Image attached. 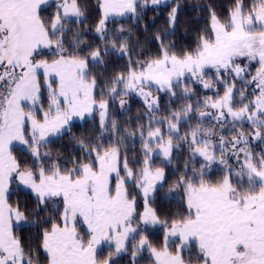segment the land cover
<instances>
[{"label":"snow or ice","instance_id":"snow-or-ice-1","mask_svg":"<svg viewBox=\"0 0 264 264\" xmlns=\"http://www.w3.org/2000/svg\"><path fill=\"white\" fill-rule=\"evenodd\" d=\"M149 2L158 6L166 0H101L98 7L102 17L96 32L105 39L106 46L89 52L93 64L100 63L101 57L110 51L121 55L129 51L126 43L118 49L115 40L111 41V47L107 46L109 17L128 13L136 17L138 8H146ZM48 3L49 0H0V264H38L33 249L26 248L24 240L16 234L22 225H38L29 222L28 216L33 213L22 209L19 201L15 206L9 202L13 183L17 190L22 188L34 195L36 215L50 207L56 210L55 218L44 220L48 227L41 230L39 240L46 264H114L112 252L107 258L98 255L102 252L101 245L114 244V252L119 254L125 251L129 236L137 232L132 226L134 217L145 225L160 223L148 201L156 185L165 180V170L153 168L151 161L156 154L171 163L174 147H180L174 145L173 134L185 142L192 159L199 156L204 161L198 169L186 165L185 174L177 180V186L186 195L188 215L166 224L168 231L162 250L158 251L147 237L141 236L134 252L147 246L155 258L154 264H192L193 259L199 264H264V152L254 156L243 131L231 141L220 136L219 162L225 165L226 174L215 182L206 180L216 161V144L207 139L214 133L197 126L179 135L180 122L199 105L188 104L179 111H170L171 119L157 120L153 111H159V100L144 90L154 83L158 91L170 97H176L179 88L181 95L188 98L190 90L186 86L181 88L182 78L194 77L208 89L213 85L203 76L206 69H213L218 82L224 85V95L215 101L205 100L204 107L217 111L215 115L199 112V118L212 117L222 127L247 120L252 126L251 136L264 141V0H250L247 4L245 0H235L227 23L210 13L209 35L201 36L197 48L177 55L161 41L159 57L143 63L129 58L127 74H118L112 80L113 85H120L124 91L110 87V99L138 92L147 104L149 124L146 138L144 131H140L144 158L138 172L129 167L126 156L121 165L120 147H105L95 140L89 144L80 141L85 159L71 161L72 168L62 169L59 163H52L45 169L41 163L42 157H49V153H41L40 149L47 147L50 136L62 135L69 130L73 118L83 120L94 110L99 111L103 127L109 106L103 97L97 101L96 78L89 59L64 46L71 32L67 25L73 17L82 22L79 18L84 16L78 0H62L45 19L42 11H46ZM177 11L178 7H173L169 13L172 26ZM81 42L77 33L70 46L78 48ZM45 50L56 58L46 59ZM241 58H246L248 64L253 61L259 64L250 79L242 75L247 69L238 62ZM133 63L138 68H133ZM224 76L230 81L239 77L252 86L251 96L245 95L247 89L236 90L241 99L238 109L232 103L235 84L225 82ZM42 99L48 101L47 110ZM120 104L123 106L125 101ZM153 123L167 125V138L160 127L153 130ZM111 127L116 129L115 121H111ZM128 135L131 137L133 133ZM14 142L25 146L34 167L23 166L13 155ZM229 153L237 161L235 168L223 158ZM129 181L142 194V214L136 213V199L127 187ZM80 227H84L85 234L78 230ZM171 237H178L172 241L176 244L175 251L168 248ZM194 248L196 252L186 261L183 253Z\"/></svg>","mask_w":264,"mask_h":264},{"label":"trees","instance_id":"trees-1","mask_svg":"<svg viewBox=\"0 0 264 264\" xmlns=\"http://www.w3.org/2000/svg\"><path fill=\"white\" fill-rule=\"evenodd\" d=\"M250 0H245L249 3ZM101 0H78V4L84 16L79 18L82 22H77V18L73 17L72 21L67 25L71 28V32L66 37L65 48L69 51L76 52L84 57H90L89 52L99 48L103 50L106 46L105 39H102L95 34L102 17L101 9L98 5ZM235 6V0H170L168 3L158 8L146 7L138 8V15L136 17L127 16L121 19H113L109 22L107 33V46L111 47V41L115 40L117 48L120 45L127 44L128 52L120 54L117 52H109L106 56L101 57V62L93 64L91 61L89 67L91 73L96 78L97 89L95 95L97 99L103 97L102 92L106 91L114 85L112 80L118 74H127L129 58L131 61L139 60L141 63L157 58L160 55L161 41L164 46L169 48V51L175 52L177 55L186 51H192L198 46L201 36L209 35L211 26V15L214 12L221 22L227 23L230 11ZM46 7V11H42V16L47 19L56 10V3H50ZM173 7H178L177 20L175 25L169 24V13ZM123 29V31H120ZM77 33L82 41L78 45V50L70 46V42H74ZM160 40H157V37ZM122 37L123 39H117ZM133 68H138L136 63L132 64ZM155 96L159 100L158 115L160 118L171 119L170 111H179L182 107L186 106L187 101L185 97L177 91L176 97H170L166 93L158 90H153ZM235 102L234 108L238 109L241 104V99L236 95L233 99ZM245 103L247 101H244ZM198 108L195 112L180 122L179 129L183 133L190 132L197 126L207 124V117L202 120L199 118ZM147 106L138 100L132 101L129 108L121 110L113 102L109 105L105 125L102 127L100 124L99 115L95 114L82 122H73L68 131L63 132L62 135L57 136L55 139L49 141L47 147L41 148V153H49V157L41 159L45 169H48L52 163H59L61 168H72L74 165L71 163L73 160H83L84 152L81 150L79 143L83 141L84 144H89L91 141H98L105 145V147L118 146L121 151V163L123 157L126 156L129 161V167L133 170L139 171L143 166V143L140 136V131L143 130L145 138L147 134V125L149 124ZM111 121H115L116 129L111 127ZM228 130L216 132L217 135L223 136L225 140H230L233 136L237 135L240 130L235 126L243 128H251L249 124L237 125L231 122ZM142 126H145L142 128ZM153 130L155 127L165 128L164 124H152ZM221 126H218L220 129ZM133 133L130 137L128 134ZM247 138H251V131L246 129ZM119 138V139H117ZM264 141L261 146L264 148ZM177 153L171 163L166 166L167 171L165 180L161 187L156 190V194L150 200L151 208L155 209L159 221L169 224L173 220L180 219L182 216H187L188 211L184 201L178 197H163L172 188H179L177 180L186 172V165L191 168H200L202 160L199 156L192 159L187 150L183 153ZM260 150V148H259ZM13 155L21 161L23 166L34 167V161L31 155L23 148L13 147ZM135 161V163H133ZM229 164L233 161L229 159ZM156 163L152 164V167ZM170 168V169H169ZM225 171L221 167L213 166L209 173L205 176L206 180L218 181L222 179ZM235 183V178L233 179ZM131 189L130 195L139 196L138 189L133 184L129 186ZM19 201L21 208H27L33 214L28 216L29 222H35L36 227L24 225L16 229V234L20 236L25 246L31 247L34 254L38 258V264H46L45 254L39 249V240L41 238V230L48 227L44 223L46 218H55L56 214L50 207L47 211L40 212L36 215L34 210L37 208L34 195L23 190H17V186L12 187L9 202L15 206ZM137 207L142 211L144 205L138 200ZM150 245L156 249L163 248L164 233L156 231L155 233L147 234ZM132 244L127 247L126 255L124 256V264L132 262L130 259V252ZM152 260L145 261L142 264H150Z\"/></svg>","mask_w":264,"mask_h":264},{"label":"rangeland","instance_id":"rangeland-1","mask_svg":"<svg viewBox=\"0 0 264 264\" xmlns=\"http://www.w3.org/2000/svg\"><path fill=\"white\" fill-rule=\"evenodd\" d=\"M169 1L170 0H166L165 3H162V4L158 5V6H153L149 2V5L147 7L158 8V7H161L162 5L168 3ZM60 2H62V0H49L48 4L56 3V6H57V4L60 3ZM143 9H145V8H143ZM101 12H102V10H101ZM127 16H133V15L131 13H128V14H126L124 16L109 17V19L106 21L107 33H109L108 27H109V22L111 20H113V19H121V18H125ZM93 34H95L96 36L101 38V36L99 34H97L96 30H94ZM75 50H78V49L75 48ZM44 57L46 59H49V60L56 58L54 55H51L48 52V50H45ZM87 58L89 59V61H91L90 57H87ZM238 62L241 64L242 67H246L247 71H246L245 74H242V75H246L248 79H250L251 75H254L255 72H256V69L259 68V64L257 62L253 61L251 64H248V61H247L246 58H241ZM223 78H224L225 82L234 83L235 84L233 99H234V97L236 95L239 96V93L236 90H239V89H242V88L243 89H247V91L245 92L246 96H251L253 89H252V86L250 84L243 83L239 77L235 78L234 81H230L227 76H224ZM203 79L206 80V81H209L213 85V87L205 89L203 87V84L201 82L197 81L194 77L193 78H189L188 76H185V77L182 78L183 83L181 85V88L186 86L190 90L189 97L185 98V100L187 101L186 105L192 104L193 107H196L197 105H199L198 108H201L200 112H211V113H213V115H215L217 110L204 107V102H205V100H208V99H210L212 101H215L219 97H222L224 95L225 88H224V85L222 83L218 82L217 77H216L215 72H214L213 69H210V68L206 69L205 70V74L203 76ZM114 86L117 87L118 90L121 93H123L124 89L120 85H114ZM157 88H158V86H156L153 83V85L151 87H146L144 90L146 92H151L152 96L156 97L155 96V92L153 90L154 89L157 90ZM179 92L181 93L180 89H179ZM44 95L46 96L47 93L45 92ZM102 95H103L104 99L108 100V104L109 105L113 102L121 110L129 108V106L131 105L132 101H134V100L141 101L147 106L144 97L139 95L138 92H133L131 95H120V96H117L115 99H110L109 96H108V89H107L106 91L102 92ZM121 100L125 101V104L123 106H121V104H120ZM97 101H99V99H97ZM41 103L44 105V110H47L48 101L46 99H42ZM232 103H233V106H234L235 102L232 101ZM108 108H109V106H108ZM95 114L99 115V117H100V113H99L98 110H94L91 116H93ZM91 116H87L86 115L83 120H81L80 118H73L71 123H73V122H82L85 119L90 118ZM153 116L157 120H164V118H160L159 117L158 111H153ZM38 118H40V114L39 113H38ZM207 118H208L207 124H204L203 126H200V128L203 129L206 132L207 131H211V132L214 133V135H211V136L207 137V139L211 140L214 144H216V161L214 163H212L211 167L217 166V167L223 168V170H224L225 165H223V164H221L219 162L220 159H221V155H220V152H219V144L217 143V141H218V138L220 137V135H217L216 132L220 133L219 131L228 130L229 125L226 123L222 127L219 123L215 122L212 119V117H207ZM185 119H183V120H185ZM229 120H231V118H229ZM235 124H237V125L249 124L251 126L250 122H248L247 120L243 121L242 123L241 122H237ZM164 125H165V128H161V131L165 135V138H167L168 128H167L166 124H164ZM218 126H221L220 129L218 128ZM235 128H237V130H240V131H243V132H246V129L249 130V131L252 130V126H251V128H248V127H246V128L242 127L241 128V127L235 126ZM184 134L185 133L181 132L180 129H179V135L182 136ZM175 136H176V134H173V137H174L173 138V143H174V145H176V144L180 145V147L178 149H181V150L178 151V153H183L182 152L183 150H187L190 153V151L187 148L185 142L182 141V140H177L175 138ZM56 137L57 136H50L48 139H49V141H51V140L55 139ZM231 140L232 139L225 140V141H231ZM248 140H249V145H248L249 150L253 153L254 156H259L262 152H264V148L260 147L262 141L255 140L252 136ZM13 147H19V148L25 149V146L20 144L19 142H14L12 148ZM259 148H260V150H259ZM178 149L174 147L173 152H172V159L177 154L175 152V150H178ZM200 158H201L202 163H203L204 162L203 161V157H200ZM223 158L225 160H227L229 166H231L233 168H235L237 166V161L235 159L230 158V153L226 154ZM229 159L231 161H233V164H229ZM242 159H243V154H241V160ZM151 163L152 164L156 163V165H154L153 168L163 167L164 170H165V174H166V171H167L166 166H168L170 164V163H166L162 156H159V155H156V154H153ZM121 165H122V163H121ZM134 172H138V171L134 170ZM123 174H124L123 171H121V175H123ZM234 178L235 177L233 176L232 179H234ZM114 183H115V177H113V184ZM163 183H164V181L161 182V183H158L156 185V190L159 187H161L163 185ZM131 184H133L131 181H129L127 183V187H128L129 193L131 192V189L129 188V186ZM13 185L17 186L16 183H13L11 185V187H10V190H9L10 193L12 191ZM27 192H29V191H27ZM137 192H138L139 196L138 197L137 196H133L136 199V213L137 214H142L144 212V209L141 211L137 207V204H138V200L141 199V201H142V203L144 205V200H143L142 194H141L139 189H138ZM155 194H156V191L150 194V199L148 201L149 206H150L149 202H150V200H152L154 198ZM172 196L181 198L184 201L185 206H186V195L184 193L183 188H181V187H179L177 189L176 188H172L167 193H165L163 197L168 198V197H172ZM52 209H53L54 213L56 214V210H54V208H52ZM22 226H24V225H22ZM132 226L137 229V232L131 234L129 236V239L125 242V251H122L121 253L116 254L114 252V244L109 246L107 243H105V244L101 245L102 252H98V255L101 258H107L108 253L112 252L113 255H112L111 259L114 262V264H124V256L126 255L127 247L132 244V248H131L132 252H130V259L132 260V262L129 263V264H142V263H144L145 261H148V260H152V262L150 264H154L155 258H154V256L151 255V253L148 250L147 246L144 249H142L141 251H139V252H134V246L138 244L139 238L141 236L147 237L148 233H155L156 231L164 233V242H165V235H166V233L168 231V228L166 227V224L162 223L160 221V223H157L155 225H152V224L145 225L141 221H137L135 219V217H134V222H133ZM78 230L82 234H85L84 227H80ZM147 240H148V237H147ZM173 240H178V237H171L169 239V243H168L169 251H175V249H176V244L172 243ZM163 247H164V245H163ZM162 249L163 248L157 249V250L159 251V250H162ZM195 252H196L195 248L192 250V252L185 251L183 253V255H184L186 261H187L188 257L194 255ZM192 264H199V262L196 259H193L192 260Z\"/></svg>","mask_w":264,"mask_h":264}]
</instances>
